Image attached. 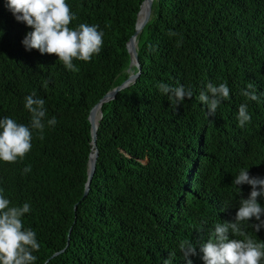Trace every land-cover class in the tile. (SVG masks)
<instances>
[{"label": "trees", "instance_id": "16d2710c", "mask_svg": "<svg viewBox=\"0 0 264 264\" xmlns=\"http://www.w3.org/2000/svg\"><path fill=\"white\" fill-rule=\"evenodd\" d=\"M142 1L66 0L77 17L70 27L104 32L100 54L74 61L73 73L54 54L26 51L21 41L32 29L0 0V119L29 125L24 98L35 91L46 101L43 139L33 130L23 160L0 162L3 195L12 206L30 205L22 219L40 244L35 264H163L170 252L173 264H186L185 239L196 249L192 264H203L200 245L217 222L234 219L251 191L235 186V176L248 168L264 177V0H152L153 16L137 36L140 74L101 106L95 171L82 197L88 113L127 76L126 43ZM161 82L193 95L176 107L156 87ZM208 82L230 89L214 117L198 99ZM248 83L258 101L240 95ZM241 103L251 114L243 128ZM242 227L264 242V228Z\"/></svg>", "mask_w": 264, "mask_h": 264}, {"label": "clouds", "instance_id": "9594fccd", "mask_svg": "<svg viewBox=\"0 0 264 264\" xmlns=\"http://www.w3.org/2000/svg\"><path fill=\"white\" fill-rule=\"evenodd\" d=\"M6 7L16 21L23 22L32 29L21 41L26 51L37 50L42 55L54 54L64 68L73 73L79 71L74 61L90 62L103 48L104 32L99 30V25L79 23L75 28L70 27L77 17L66 0H6ZM169 35L178 34L170 30ZM180 43L178 41L177 46ZM156 87L176 107L193 95L191 89H186L183 85L173 87L161 82ZM240 95L247 100H259L252 83L241 89ZM229 97L230 89L225 83L215 85L208 82L198 99L206 106V115L214 117L222 101ZM45 104L46 101L33 91L24 98V108L30 113L29 125L18 123L9 117L0 119V162L16 163L23 160L32 149L33 130L43 139L47 116ZM237 120L241 128L251 122L246 103L240 104ZM56 123L55 117L47 120L50 127H54ZM30 170V167H25L23 171L27 173ZM232 182L235 186L249 185L251 191L246 199L239 200L234 219L217 222L210 238L200 245L203 264H264V242L252 238L242 227L247 224L255 232L264 228V206L257 201L258 197L264 198V177L250 176L248 168H241ZM30 211L28 203L12 206L0 189V264H35L37 257L33 253L39 251L40 244L36 232L25 228L22 219ZM253 219L257 223L250 224L249 221ZM230 234L232 237L243 238H230ZM179 249L186 264H192L189 257L196 255V249L190 240L180 241ZM175 256V252H170L163 264H173Z\"/></svg>", "mask_w": 264, "mask_h": 264}, {"label": "water", "instance_id": "95a60500", "mask_svg": "<svg viewBox=\"0 0 264 264\" xmlns=\"http://www.w3.org/2000/svg\"><path fill=\"white\" fill-rule=\"evenodd\" d=\"M152 16H153L152 0H143L140 5L139 11L137 13L134 33L130 36V38L126 43V47L130 58V62L127 68V76L119 85L107 91L106 94H104L103 97H101L98 100V102L90 109L88 113V121L90 123V144L92 151L90 152L87 162L86 182L84 185L82 197L87 195L91 183V179L95 171L96 160L98 156V149L96 144L97 129H98L99 121L102 117L101 106L103 103L114 99L117 92L128 87L130 84L134 83L136 78L139 76L140 65L138 62L137 36L139 33L142 32L143 28L149 23ZM95 108L99 109V116L97 120L93 114ZM67 243H68V238H67ZM63 250H61L60 252H62ZM60 252L54 253L51 257L58 255Z\"/></svg>", "mask_w": 264, "mask_h": 264}, {"label": "bare ground", "instance_id": "6f19581e", "mask_svg": "<svg viewBox=\"0 0 264 264\" xmlns=\"http://www.w3.org/2000/svg\"><path fill=\"white\" fill-rule=\"evenodd\" d=\"M93 114H94V117L97 120L98 119V116H99V109L98 108H95Z\"/></svg>", "mask_w": 264, "mask_h": 264}]
</instances>
